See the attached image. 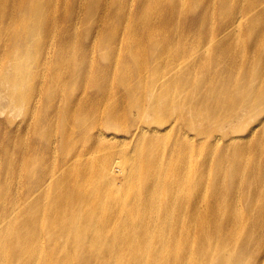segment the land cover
<instances>
[{
    "label": "bare ground",
    "instance_id": "obj_1",
    "mask_svg": "<svg viewBox=\"0 0 264 264\" xmlns=\"http://www.w3.org/2000/svg\"><path fill=\"white\" fill-rule=\"evenodd\" d=\"M58 1L0 0V264H264V0Z\"/></svg>",
    "mask_w": 264,
    "mask_h": 264
},
{
    "label": "rangeland",
    "instance_id": "obj_2",
    "mask_svg": "<svg viewBox=\"0 0 264 264\" xmlns=\"http://www.w3.org/2000/svg\"><path fill=\"white\" fill-rule=\"evenodd\" d=\"M64 1L65 0H59L56 3L58 15L61 14V7L63 6ZM83 2L87 3L85 0H83ZM128 2L130 4L131 0H128ZM193 5H194L193 0L187 1L186 9L190 10L191 7L190 8H188V7L189 6H193ZM238 8H240V7H238ZM210 9H213V7H210ZM213 10H215V9H213ZM78 11H79V13H85V7L84 6H79L78 7ZM219 15L220 14L217 11V18L219 17ZM86 16H87V14H86ZM97 17L100 19L101 13H99V14L96 13V15H95V18H96L95 24L97 22ZM83 21H84V17H82V21L77 24V28H78V30L80 32L82 31V29L84 30V22ZM87 21H89V19H87L86 22ZM183 22H185V19H183ZM241 31H242V33H241L242 37H240V39H242L241 41L244 43V41L246 39V41H247V43L249 44V47H250V48H247V50L245 52L246 56L249 57L250 60H252L253 58H255V59L257 58L261 63L264 64V34H263L264 33V22L261 23V25L259 26V30H256V33L259 36H256L254 38L253 37H249L248 34L243 33L244 29L241 30ZM243 38H245V39H243ZM79 41L82 42L83 38H80ZM93 55H95V57H97L99 55V50H96V52ZM9 107L10 106H7V105L6 106H2V111L8 109ZM224 114H226V113L224 112ZM14 117H15V110H12L10 108L8 112L0 114V121H7V120L10 121V120L14 119ZM21 119L22 118L18 115L17 121L19 122ZM220 125H224V127H227V125L223 124V123H221ZM10 128L11 127L7 125L6 129L1 128V130H0V140H2V137L4 136V138L2 140L4 142V145L7 144V142L9 140H11L13 137L14 138L17 137L16 132L18 133L19 137H24L25 140H24L23 143L27 144V137H26V135L23 136V130H20V133H19V131H17V129L15 130L14 128H11V129ZM247 128H249V126ZM159 131L161 132V131H164V130L159 129ZM212 132H210V133H212ZM243 134H245V135L242 136V139H238V141L236 142V146L238 148H245L244 147V145H245L244 142H247V140H245V141H243V140L248 135H250L248 132H243ZM193 136L194 135L191 132L188 134L189 138H191ZM258 137H259V133L256 134L255 138L257 140H259ZM260 137H264V135H260ZM195 140H196L195 144H197V145L193 148L194 149L193 155L194 154H196V155L193 157L192 161H193L195 167L197 168V165H196L198 163L197 160H200L199 156H201L202 153L204 154L203 158L204 159L207 158L206 159L207 161L212 158L210 156L209 151H210L211 147L213 146V142L205 143V146L202 147L200 142L204 141L205 139L202 138V140H201V139L196 138ZM260 143H261V146L264 147V139L261 140ZM251 145H252V148L248 147L250 149H246L245 150V158L248 156V152H250V154H252V155L258 153L257 152L258 148H256V143L253 142ZM219 150H220V148H218L216 150L215 154H213V156H215V158H216V155L218 154ZM221 150H223V149H221ZM224 150L221 151V154L224 153ZM199 153H201V154H199ZM197 154H199V155H197ZM193 163H192V167L194 166ZM201 163H202V160H201ZM258 165L260 167V170H261V173H262V177H263L264 176V168H263V166H264V156L261 158V161H258V163L255 166H258ZM192 167H191V169H192ZM205 170H207V168ZM244 175H245V173L240 176V183H239V185L237 187L241 191V194H240L241 200H240V203H239L238 208H237L240 212H238V213L242 214V217H243L244 221H246V219H247V221L250 222L249 224H246V225L243 224L242 228L246 229V231L250 234V236L253 237L255 240L261 241L264 238V235L262 234V232H264V215H259L258 213L253 214L254 212H252L248 208H245V206H244L245 205L244 201L248 200V196L250 194L249 192L252 193L251 187H253L255 185L258 186L260 189L263 187L262 186V182H261V178L258 179V180H252L250 186L247 189L246 182L243 183ZM213 199H214V197L209 199V204L212 203ZM256 200H260L261 202H264V197L261 198V196L256 194ZM252 201H254V198H253ZM263 206H264V204H263ZM251 214H252V216H251ZM242 228H240V229H242ZM47 261H48L47 264H51L52 263L51 260H47Z\"/></svg>",
    "mask_w": 264,
    "mask_h": 264
}]
</instances>
